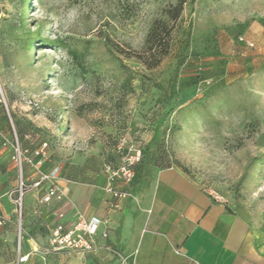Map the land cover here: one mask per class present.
<instances>
[{"label": "rangeland", "instance_id": "rangeland-1", "mask_svg": "<svg viewBox=\"0 0 264 264\" xmlns=\"http://www.w3.org/2000/svg\"><path fill=\"white\" fill-rule=\"evenodd\" d=\"M177 1L0 0V129L28 151L46 143L42 169L55 174L84 158L71 167L105 177L103 165L116 169L136 151L143 185L178 167L228 199L264 247V0H185L159 66L126 59L120 51H141L160 10ZM198 79L209 83L200 93ZM40 196H20L0 145V264H48Z\"/></svg>", "mask_w": 264, "mask_h": 264}, {"label": "crops", "instance_id": "crops-1", "mask_svg": "<svg viewBox=\"0 0 264 264\" xmlns=\"http://www.w3.org/2000/svg\"><path fill=\"white\" fill-rule=\"evenodd\" d=\"M83 161L71 160L54 173L64 199L44 206L46 223L67 227L80 214L106 225L99 226L90 252L50 253L48 264H120L119 256L126 264H264V247L251 222L178 167L154 170L145 185L115 186L128 195L112 200L102 190L100 172L71 167ZM28 195L27 204L34 198Z\"/></svg>", "mask_w": 264, "mask_h": 264}, {"label": "built area", "instance_id": "built-area-1", "mask_svg": "<svg viewBox=\"0 0 264 264\" xmlns=\"http://www.w3.org/2000/svg\"><path fill=\"white\" fill-rule=\"evenodd\" d=\"M238 42L245 43L248 47L252 44L245 41L242 37H238ZM11 124V122H10ZM0 145L3 149L11 151V158L18 171V180L20 188V196L23 191L31 190L41 192L39 204L48 206L52 201L61 202L64 199V194L56 185V176L52 172H43L41 170L46 162L47 144L42 143L37 149L28 151L23 149L19 144L14 130L10 136L6 135L0 129ZM140 161V152L136 151L130 156L123 159V163L113 169L108 165H103V173L105 174V183L102 187L103 192L112 200H117L126 197L128 194L115 188L116 182L119 180L124 184H130L134 177V166ZM27 167L30 176L29 186L23 183V168ZM26 177V175H25ZM25 188V189H23ZM215 198L221 200L215 195ZM5 224L4 219L0 218V226ZM100 225H106V222L92 218L85 219L82 215L77 214L73 222L69 226L62 223H54L48 228L46 225V245L42 249L43 256H48L50 253L73 252L86 253L90 252L95 246V237ZM101 238H107V233L102 232ZM22 259V258H21ZM20 259V261H21ZM120 264H126V259L119 256Z\"/></svg>", "mask_w": 264, "mask_h": 264}, {"label": "trees", "instance_id": "trees-1", "mask_svg": "<svg viewBox=\"0 0 264 264\" xmlns=\"http://www.w3.org/2000/svg\"><path fill=\"white\" fill-rule=\"evenodd\" d=\"M184 3L185 0H178L176 3L170 4L160 10L157 18L151 23L148 29L141 51H120V53L123 54L126 59L140 64L146 70H152L158 67L162 59L169 53L171 35L174 30V26L183 11ZM239 34L240 32L234 35L235 40L238 39ZM194 83V90L196 93L202 92L204 87L209 84L207 81L201 79L196 80ZM188 85L189 84H183L181 87L185 88ZM122 88L124 90V95L132 92V88L128 84H124ZM151 142L152 140L148 143V146L152 144ZM44 164L42 168L44 167ZM144 164L145 163H140L137 166L134 177L130 184L136 186L141 184V180L144 177ZM42 168L41 170L43 172H47Z\"/></svg>", "mask_w": 264, "mask_h": 264}, {"label": "bare ground", "instance_id": "bare-ground-1", "mask_svg": "<svg viewBox=\"0 0 264 264\" xmlns=\"http://www.w3.org/2000/svg\"><path fill=\"white\" fill-rule=\"evenodd\" d=\"M26 261V258L22 259V262Z\"/></svg>", "mask_w": 264, "mask_h": 264}]
</instances>
